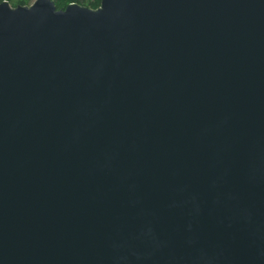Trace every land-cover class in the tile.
Listing matches in <instances>:
<instances>
[{"label":"water","instance_id":"95a60500","mask_svg":"<svg viewBox=\"0 0 264 264\" xmlns=\"http://www.w3.org/2000/svg\"><path fill=\"white\" fill-rule=\"evenodd\" d=\"M0 264H264V0H3Z\"/></svg>","mask_w":264,"mask_h":264},{"label":"trees","instance_id":"16d2710c","mask_svg":"<svg viewBox=\"0 0 264 264\" xmlns=\"http://www.w3.org/2000/svg\"><path fill=\"white\" fill-rule=\"evenodd\" d=\"M3 0H0V3ZM13 6L19 4H30L32 0H8ZM58 8H65L70 2H78L80 4L96 8L100 5L101 0H54Z\"/></svg>","mask_w":264,"mask_h":264},{"label":"rangeland","instance_id":"374dc122","mask_svg":"<svg viewBox=\"0 0 264 264\" xmlns=\"http://www.w3.org/2000/svg\"><path fill=\"white\" fill-rule=\"evenodd\" d=\"M34 0H32V2H33Z\"/></svg>","mask_w":264,"mask_h":264}]
</instances>
